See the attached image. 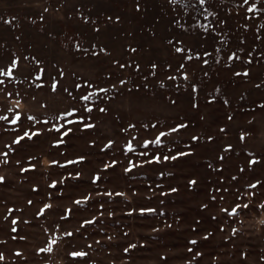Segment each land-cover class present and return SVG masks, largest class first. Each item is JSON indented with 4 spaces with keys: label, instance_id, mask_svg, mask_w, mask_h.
Instances as JSON below:
<instances>
[{
    "label": "rangeland",
    "instance_id": "374dc122",
    "mask_svg": "<svg viewBox=\"0 0 264 264\" xmlns=\"http://www.w3.org/2000/svg\"><path fill=\"white\" fill-rule=\"evenodd\" d=\"M186 5L0 0V264H264V0Z\"/></svg>",
    "mask_w": 264,
    "mask_h": 264
},
{
    "label": "snow or ice",
    "instance_id": "6c2138e0",
    "mask_svg": "<svg viewBox=\"0 0 264 264\" xmlns=\"http://www.w3.org/2000/svg\"><path fill=\"white\" fill-rule=\"evenodd\" d=\"M171 2L172 3H177V2H180V3H185V6H187L186 5V0H171ZM243 2H244V4H248V2H249V0H243ZM206 3V0H199V4L200 5H204ZM253 8H255V5H252L251 7H249L248 8V11L249 12H251V11H253ZM45 11H47V9H45ZM205 11H207V9H205ZM208 15H214V13H211V12H208ZM5 23H10V21H5ZM221 23H223V21H221ZM205 30H207V28L205 29ZM169 43H171V41H169ZM133 51H135V49H133ZM175 51L176 52H183L184 51V49H182V48H179V47H177V48H175ZM204 55H210L209 53H205ZM233 56H235V53H233ZM192 57H188V59H191ZM232 58V56H230L229 57V59H231ZM204 63L205 64H207L208 63V61L207 60H204ZM16 66V62L15 61H13V64H12V67H15ZM121 67H124V65H120ZM152 67L153 68H155L156 67V65H152ZM181 68L183 67V65H181L180 66ZM4 75H11V70H9L7 73H3ZM237 75H239V74H237ZM244 75H247V73H244ZM185 79H187V76L185 75V77H184ZM169 79H175V77H169ZM121 83H124L123 81H121ZM163 86V85H162ZM77 87H80V85H77ZM53 88H55V85H53ZM100 91L101 92H107L108 90L107 89H100ZM91 98V96L90 95H85V96H82L81 97V99H83V100H85V101H87V100H89ZM87 111H89V112H91V108L89 107V108H87L86 109ZM100 111L101 112H104V111H106V109H104V108H101L100 109ZM65 115H72V113L71 112H68V113H66ZM7 119V117H0V120H6ZM30 119H33V118H31L30 117ZM229 119H231V117H229ZM17 120H19V113H17L16 114V118L14 119V120H12L11 121V123H16L17 122ZM69 123H72V121H69ZM84 127H86V128H91V127H93V125H91V124H85L84 125ZM183 127H185V125H178L177 126V128H172V129H170V132H176V131H178V129L179 128H183ZM57 131H59V128H57ZM71 131V129H68V131L67 132H64L63 133V135H68V132H70ZM39 133L38 132H32L31 133V135L29 134V132H25L24 133V136H21V137H18L17 138V140H15L14 141V143H19L20 141H22L25 137H28L29 139H31L33 136H36V135H38ZM168 135V133H166V132H160L159 133V135L155 138V140H153V141H145V146H147L148 144H150V143H154V144H157V145H159V144H161V137H165V136H167ZM242 139H243V136L241 137ZM195 139V138H194ZM58 143H63V141L61 140V141H58ZM110 144H111V142H109ZM107 147V146H106ZM127 150L128 151H132L133 149H132V144H131V142H129V144L127 145ZM189 153H183V152H181V153H178L177 154V156H184V155H188ZM2 155H4V156H7V153H3ZM141 155H147V153H141ZM177 156H167V155H165V156H163V160H165V161H167V160H169V159H171V160H175V159H177ZM81 160L83 159V157H81L80 158ZM160 160H161V157H160V155L159 154H157V155H154L153 157H152V159L151 160H146L144 163H148V164H151V163H153V162H156V163H159L160 162ZM3 162H7V161H3ZM77 161H68L67 163H69V164H72V163H76ZM53 164H55V163H57L56 161H53L52 162ZM256 163V161L255 160H252V161H250V164H255ZM113 164H115V161H113ZM63 166V165H62ZM139 166H142V165H138V164H134V163H132V162H130V167L129 168H127V169H125V171L126 172H128V171H131V169L133 168V167H139ZM34 167V166H33ZM108 167H111V165H105V168H108ZM22 171H26V169H22ZM77 175H79V174H77ZM97 179H98V177H97ZM233 179H235V177H233ZM3 180V177H0V181H2ZM190 183L191 184H194L195 183V181H190ZM259 183V181L257 182V184ZM54 186V185H53ZM257 185L256 184H253V185H250L249 187H252V188H255ZM171 191H173V192H175L176 191V189H172ZM110 195V194H109ZM213 199H215V197H213ZM76 203L77 204H79V203H81V201H76ZM45 207L47 208V207H50L49 205H45ZM249 207V205L248 204H243V205H241V204H236L232 209H231V212L229 213V215H237L238 214V209H240V210H243V209H247ZM260 207H262V208H264V204H262V205H260ZM223 211H225V212H227L228 210L227 209H222ZM70 211V210H69ZM144 211H154V210H152V209H147V210H145V209H142L141 210V212H144ZM16 220H13L12 221V223L13 224H16ZM93 221H85V223L87 224V223H92ZM261 223H264V221H261ZM12 231H16V229L15 228H13L12 229ZM236 231V229H233V232H235ZM67 235H72L71 233H67ZM56 241L55 240H53L49 245H48V247L47 248H45V249H41L40 251H44V252H51L52 251V244H54ZM191 243H193V244H195L196 243V241H192ZM131 247H135V245H131ZM128 251V249H125V252H127ZM190 251H191V249H190ZM17 255H20V253H16ZM71 255L72 256H84V255H86V253H83V252H73V253H71ZM198 255H199V253H198ZM4 259V257H3V254L2 253H0V260H3Z\"/></svg>",
    "mask_w": 264,
    "mask_h": 264
}]
</instances>
